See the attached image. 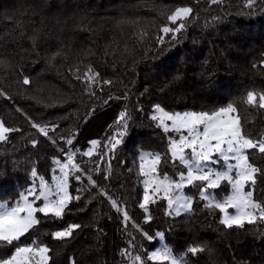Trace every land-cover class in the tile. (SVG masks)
<instances>
[{
    "label": "trees",
    "instance_id": "obj_1",
    "mask_svg": "<svg viewBox=\"0 0 264 264\" xmlns=\"http://www.w3.org/2000/svg\"><path fill=\"white\" fill-rule=\"evenodd\" d=\"M37 4L42 7L33 14ZM184 6L193 9L185 29L176 40L171 33L164 36L161 47L160 28L180 23L173 25L166 16ZM36 29L34 46L29 37ZM58 50L62 55L51 59ZM0 60V89L10 97H0V119L22 130L0 142V200L15 199L34 179L33 167L37 177L48 179L53 158L63 162L60 149L72 147L65 139L72 138L81 152L97 140L91 158L77 153L75 159L91 170L100 188L127 206L130 216L125 227L122 214L86 176L79 182L70 177V194L81 198L70 203L62 219L45 218L22 242L39 237L53 248L54 264H71L73 258L76 264H129L121 251L133 237L145 252L157 245L156 238L144 239L135 223L153 236L165 233L164 243L178 253L190 244L207 245L210 251L189 254L191 264H264V223L227 229L219 223L217 209L204 207L198 190H193L192 213L166 216L165 202L157 200L149 205L151 221L145 222L148 214L139 208L142 187L137 173L139 151L166 149L165 134L150 119L155 104L183 112L236 101L248 130L254 136L264 131V110L240 103L247 91L264 90V4L249 9L245 0H0ZM89 68V75L99 76L86 85ZM77 69L82 79H76ZM25 76L30 85H23ZM86 86L94 96L87 94ZM125 107L131 115L129 134L109 152L104 145L119 131L116 122ZM25 114L34 122L58 125L49 133L57 143L33 129ZM32 139L39 141L36 147ZM92 161L99 163V171L93 170ZM253 162L264 167L259 155ZM215 191L222 196L228 187ZM254 198L264 201V178L257 179ZM70 223L82 225L73 238L67 243L52 239L51 232Z\"/></svg>",
    "mask_w": 264,
    "mask_h": 264
},
{
    "label": "snow or ice",
    "instance_id": "obj_2",
    "mask_svg": "<svg viewBox=\"0 0 264 264\" xmlns=\"http://www.w3.org/2000/svg\"><path fill=\"white\" fill-rule=\"evenodd\" d=\"M212 2L216 3L217 0ZM260 4H264V0H245V6L249 9ZM41 7V4H37L33 14L37 8ZM192 11L193 9L188 6L176 7L174 11H171L166 16L167 21L173 25H177V21L180 23L176 27L163 25L160 32L164 35L157 37V44L162 47L165 44L164 36L170 33L171 40H176V34L185 29V21ZM29 39L35 46L39 39V30H34ZM61 55L62 50H58L52 54L51 59ZM2 63L4 61L0 60V64ZM261 63L264 64V61ZM78 72L77 69L76 79H82ZM90 72H92L91 68L84 74L83 82L86 85L96 83L99 76V73L89 75ZM22 83L30 85L31 80L25 76ZM102 83L111 84V81L103 80ZM85 90L90 96L95 95L90 87L86 86ZM0 97L10 99L3 89H0ZM123 98L127 99V93ZM240 103L264 110V90L247 91L246 95L240 99ZM17 111L21 110L17 109ZM25 117L40 135L50 139L53 144L57 143V140L50 137L49 133L55 131L58 125L40 124L32 121L26 114ZM150 119L165 134L167 145L164 152L140 151L138 153V176L143 178L144 185L143 201L139 203V208L148 214L145 222L151 221L149 205L156 203L157 199L166 201V216L178 217L182 213H192L196 198L185 192V188L192 187L198 190L199 200L205 202L206 209L209 211L218 209L223 214L219 223L225 228L244 229L246 225L264 223V201L254 198L257 179L264 178V167L253 162L257 155L264 158V131L254 136L248 130L247 121L239 113L236 101L219 108L183 112L167 111L160 104H155ZM130 120L131 115L125 107V110L119 113L116 122L119 131L116 136L109 137L108 143L104 145L109 152H114L123 143L124 137L129 134ZM20 131H22L20 128L7 126L6 122L0 119V142H7L11 133ZM30 143L36 147L39 141L32 139ZM65 143L72 147L60 149L61 156L66 162H62L60 158H53L52 162L58 167L60 175L53 174L51 184L40 176L39 184L37 185L33 180L27 189L20 192L14 202L0 201V264H54V257L50 255L53 253V248L49 244L42 242L39 237L32 239L30 243L22 242L21 238L30 230H35L45 218L62 219L69 210L70 203L81 198L80 195L74 197L70 194V177L79 182L82 176H86L88 184L96 187L99 194L107 197L112 207L122 214L123 222L127 227L130 220L127 206H121L118 200L113 199L103 188H100L92 178L91 170L86 169L75 159L77 153L91 158L100 142L91 140L89 143L92 147L83 152L74 148L72 138L65 139ZM100 159H103V155ZM92 162L96 164L93 170L99 171V163ZM217 165L219 167H216ZM165 167H170L171 173L164 171ZM129 171L132 170L129 169ZM52 172L55 173L56 168H53ZM31 176L37 177L35 167L31 170ZM222 184L230 186L231 191L222 199H218L214 190L221 188ZM80 191L81 189H77V193ZM37 202L40 204L37 205ZM229 209H234V212L230 213ZM38 213L42 216H38ZM81 227V224L70 223L62 230L51 232V237L55 241L67 243L74 237L75 231ZM133 227L149 242L157 237L164 239L163 232L157 231L153 236L141 225L133 223ZM205 251H210L205 244H190L184 252L178 253L165 242L159 248L145 252L142 250V245H138L133 237L129 240V247L123 249L121 255L127 257L129 264H149V262L191 264L189 254L196 256ZM71 264H76L74 258Z\"/></svg>",
    "mask_w": 264,
    "mask_h": 264
},
{
    "label": "rangeland",
    "instance_id": "obj_3",
    "mask_svg": "<svg viewBox=\"0 0 264 264\" xmlns=\"http://www.w3.org/2000/svg\"><path fill=\"white\" fill-rule=\"evenodd\" d=\"M141 151H145V150H141ZM140 152V151H139ZM138 152V153H139ZM63 162H66V160H64ZM178 163V162H177ZM138 165H139V160H138ZM216 167H219L218 165L216 166ZM54 168H56V172L55 173H53L52 172V174L50 175V177L48 178V179H45L48 183H52V176H53V174H55V175H57V176H59L60 175V173H59V169H58V167L55 165V167ZM164 171H168L169 173H171V171H172V169H168V170H164ZM137 173H138V169H137ZM140 178V184H141V187H142V196H141V202L143 201V194H144V185H143V183H142V180H143V178L142 177H139ZM33 180L35 181V183L38 185L39 184V177H35L34 179H32L31 180V182L29 183V184H27L23 189H21V190H18L17 191V196H16V198L15 199H12V200H10V201H15L18 197H19V194H20V192H23L25 189H27L30 185H31V183L33 182ZM223 186H225V184H222V186L221 187H223ZM227 187H228V192L225 194V195H227V194H229L230 193V191H231V189H230V186H228L227 185ZM220 189V188H219ZM193 190H197L196 188H192V187H187V188H185V192L188 194V195H190V196H193L192 194H193ZM216 190H218V189H216ZM210 192H212L213 190H209ZM214 194L216 195V197L218 198V199H222L225 195H222V196H218V194H216V191L214 190ZM31 199V198H30ZM157 200H161V199H157ZM0 201H2V200H0ZM164 201V200H163ZM140 202V203H141ZM165 202V209H166V201H164ZM40 204V202H37V205H39ZM218 210V209H217ZM218 212H219V210H218ZM229 212L231 213V212H234V209H229ZM182 214H185V213H182ZM181 214V215H182ZM219 215H220V218L222 217V213H220L219 212ZM172 217H176V216H172ZM157 239V245L155 246V248L154 249H152V250H150V251H153V250H155L156 248H159L160 246H161V244L162 243H164V239L163 240H161L160 238H156ZM149 251V252H150Z\"/></svg>",
    "mask_w": 264,
    "mask_h": 264
}]
</instances>
